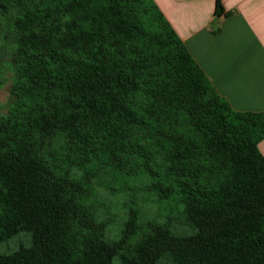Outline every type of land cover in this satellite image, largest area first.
Returning a JSON list of instances; mask_svg holds the SVG:
<instances>
[{"label": "trees", "instance_id": "1", "mask_svg": "<svg viewBox=\"0 0 264 264\" xmlns=\"http://www.w3.org/2000/svg\"><path fill=\"white\" fill-rule=\"evenodd\" d=\"M0 54V244L31 237L0 264H264V112L231 107L154 0H0Z\"/></svg>", "mask_w": 264, "mask_h": 264}, {"label": "crops", "instance_id": "2", "mask_svg": "<svg viewBox=\"0 0 264 264\" xmlns=\"http://www.w3.org/2000/svg\"><path fill=\"white\" fill-rule=\"evenodd\" d=\"M154 1L231 107L264 112V0H222L221 17L216 0Z\"/></svg>", "mask_w": 264, "mask_h": 264}, {"label": "rangeland", "instance_id": "3", "mask_svg": "<svg viewBox=\"0 0 264 264\" xmlns=\"http://www.w3.org/2000/svg\"><path fill=\"white\" fill-rule=\"evenodd\" d=\"M8 56H2L0 54V112L1 113H6V110L8 108L9 105V99H10V85H11V79H12V72L9 69V60H8ZM122 199L121 203H120V208H122L123 210L127 209L126 206L124 205L125 199L123 196L120 197ZM131 207H137V205L140 206L139 203L134 204L131 202H128ZM168 202H163L162 204H160V208L158 204L154 203H149L147 206L150 207L151 212L153 215H158L160 217H167L168 213H169V209L166 208ZM117 207L114 205L112 206V209H110L111 213H117L119 214V211L116 210ZM109 213V216L112 218L116 217ZM118 226V223H116V221L113 223V225L110 228H115ZM173 229V231L179 230L181 231V233L183 234H189L190 231L188 229H186V226H183L182 224L179 223H175L174 227H171ZM176 229V230H175ZM30 235L27 233H21L17 236H14L4 242H2L0 244V254H9L12 253L13 251L17 250L20 245H25L28 246L30 244ZM114 264H119L118 260L115 259L114 260Z\"/></svg>", "mask_w": 264, "mask_h": 264}]
</instances>
